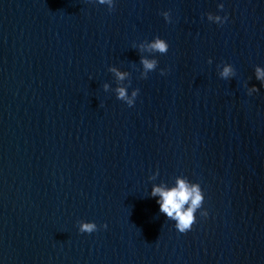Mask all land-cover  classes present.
<instances>
[{"label":"water","instance_id":"obj_1","mask_svg":"<svg viewBox=\"0 0 264 264\" xmlns=\"http://www.w3.org/2000/svg\"><path fill=\"white\" fill-rule=\"evenodd\" d=\"M221 2L0 0V264H264V0ZM180 176L186 233L151 195Z\"/></svg>","mask_w":264,"mask_h":264},{"label":"clouds","instance_id":"obj_2","mask_svg":"<svg viewBox=\"0 0 264 264\" xmlns=\"http://www.w3.org/2000/svg\"><path fill=\"white\" fill-rule=\"evenodd\" d=\"M101 4L107 3L109 6L113 4V0H99ZM221 10L224 9L225 5L223 0L217 5ZM170 13L165 12L164 16L166 20H170ZM207 19L218 25H223L228 20V15L208 13ZM148 47L155 52L166 54L169 50V43L166 39L157 36L152 41L149 42ZM141 64L146 71L155 70L157 67V60L154 58L141 57ZM213 62L212 58L209 57L208 63ZM117 76L118 79L124 80L126 74L120 71L118 68L113 67L111 69ZM166 74V69H161V75ZM235 74V67L233 64L225 62L222 66V70L219 75L223 79H229ZM255 77L257 80L264 84V66L257 65L255 67ZM108 87L107 84L104 86ZM259 89L256 86H252L247 89V94L251 96L252 94L258 92ZM117 99L125 101L130 107L134 105L135 98L139 95V90H133L131 95H129L125 87H118ZM151 195L153 197H158L157 204L159 205V211L166 214L167 218L175 222V228L180 233H186L192 229L193 225L197 220V212L201 217H207L209 211L207 208H203V203L205 201V194L198 182H193L187 177L180 176L177 177L175 184L172 186L167 185H154ZM97 223L92 220H80L79 221V231L81 233L91 234L98 230ZM103 228H107V223L102 225Z\"/></svg>","mask_w":264,"mask_h":264}]
</instances>
